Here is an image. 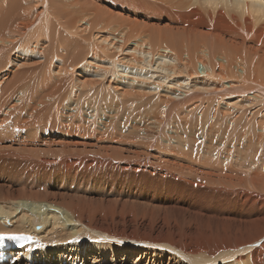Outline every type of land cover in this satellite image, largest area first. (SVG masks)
I'll return each mask as SVG.
<instances>
[{
  "label": "bare ground",
  "instance_id": "6f19581e",
  "mask_svg": "<svg viewBox=\"0 0 264 264\" xmlns=\"http://www.w3.org/2000/svg\"><path fill=\"white\" fill-rule=\"evenodd\" d=\"M254 100L264 0H0V234L35 241L17 264H264Z\"/></svg>",
  "mask_w": 264,
  "mask_h": 264
},
{
  "label": "rangeland",
  "instance_id": "374dc122",
  "mask_svg": "<svg viewBox=\"0 0 264 264\" xmlns=\"http://www.w3.org/2000/svg\"><path fill=\"white\" fill-rule=\"evenodd\" d=\"M119 40L117 39V41L116 42H118ZM114 42V41H113ZM115 42V43H116ZM120 42V41H119ZM107 44V43H106ZM112 44V41H110V45ZM121 44V43H120ZM107 45H109V44H107ZM131 49H128V50H126V51H124V50H118L117 52L118 53H120V55H121V58H119L118 60H123V62L126 64L127 62H128V60L127 59H123L124 57L125 58H129L130 56H131V52L133 51V45L131 44V47H130ZM115 52V49L114 48H110L109 49V51L107 52V53H109V54H111V53H114ZM116 53V52H115ZM117 53V54H118ZM27 59H31V58H33L31 55H26L25 56ZM91 61V60H90ZM91 65L92 66H90L89 67V71H92L95 67H99V68H108V67H110L109 68V70H112L113 69V65H108V64H103L102 62H94V61H92V63H91ZM153 69V71H155V68H152ZM120 70H122V71H126V73H127V75H128V77H130V78H133V79H138V82H140V81H142L143 79L142 78H140V77H136L135 75H133V74H131V71L128 69V68H126V69H120ZM78 74L77 75H79V74H81V75H83V73H81V72H77ZM85 73V72H84ZM88 75H93V74H90V73H85V75L84 76H88ZM110 76V75H109ZM152 78H153V81L152 82H156V81H158L157 80V78H159L158 76H156V75H154V74H151L150 75ZM155 77V78H154ZM106 79H103V81H105ZM150 81V82H151ZM196 81V79H194V82ZM212 81V80H211ZM164 82H166V81H164ZM156 83H160V81H158V82H156ZM174 83L175 84H177L176 83V81H174ZM174 83L173 82H170V83H168V84H165V83H162V86H164V87H173V85H174ZM213 86V85H212ZM212 86H211V88H210V90H214V89H222L223 87L221 86V87H219V88H215L214 86V88H212ZM201 87H204V85H201ZM235 87V88H234ZM243 87V88H242ZM174 89H176V87H173ZM232 88H233V90L236 92L237 90L238 91H240L241 93H240V96L241 97H245V98H248V99H250V100H253L255 97H262L263 95L261 94V92H257V90H255V91H253V88L251 89V88H247V86L246 87H244V86H239V85H237V84H233L232 85ZM227 89H229V87L227 86ZM236 89V90H235ZM248 89H249V91H248ZM242 91H244L243 93H242ZM255 93H253V92ZM251 92V94H248V93H250ZM243 95V96H242ZM262 95V96H261ZM205 96H208L207 94L205 95ZM251 96H253V97H251ZM230 99H234V98H230ZM255 101V102H254ZM253 101V103H251L250 105H247V106H245L246 108H244L243 110L245 111V110H250V111H252V116H253V114H256V112H260V111H263V108H264V101H258V100H254ZM222 102L225 104V100H222ZM221 102V103H222ZM253 104V105H252ZM255 112V113H254ZM263 114H264V111H263ZM262 115V114H261ZM263 116V115H262ZM54 231H56V230H54ZM51 233V232H50ZM52 233H55V232H53L52 231ZM51 233V235H53ZM57 234L55 233V236H56ZM54 236V235H53ZM41 240L39 239V242H40ZM35 243V241H34V239H32V242L30 243V245H33ZM24 249H26L25 247H24ZM60 252H62L61 250H59ZM60 252H58L57 253V255H60ZM93 253V252H92ZM63 254H64V256H63V258H61L62 260H59L58 258H55V256H53L52 257V259L51 260H48V261H51V264H78V263H83V264H93V260H90L89 258H90V256L88 255V256H86V258H85V256L83 257L82 255H78V254H76V253H70V252H64L63 251ZM110 255H112V254H110ZM109 255V256H110ZM108 256V258H106L108 261H109V263L108 264H117V263H119V264H121L122 262H120V258H121V254H118V258L115 256V258H113V256H110L109 257ZM100 257H101V255H100ZM77 258H78V260H77ZM135 260H134V259ZM136 254L133 256V257H131L130 259H129V261H126L125 263H132V262H134V261H136ZM101 259H104V258H100V259H98V260H94V264H96V262L98 263V262H100L101 261ZM115 259V260H114ZM96 261V262H95ZM115 261V262H114ZM149 261H150V259H149ZM171 261V262H170ZM175 261V262H174ZM102 263H105L106 264V262H104V261H101ZM114 262V263H113ZM124 263V262H123ZM150 263V262H149ZM148 263V264H149ZM37 264V263H36ZM38 264H48V262L46 261H43V262H38ZM98 264H100V263H98ZM162 264H182L181 262H179V261H176L175 259H172V260H170V259H165V260H163L162 261Z\"/></svg>",
  "mask_w": 264,
  "mask_h": 264
},
{
  "label": "snow or ice",
  "instance_id": "6c2138e0",
  "mask_svg": "<svg viewBox=\"0 0 264 264\" xmlns=\"http://www.w3.org/2000/svg\"><path fill=\"white\" fill-rule=\"evenodd\" d=\"M5 237L3 236V234H0V239H4ZM9 239H13V240H25V239H30V237H26V236H23V235H20V236H16V235H13L11 237H8ZM23 245H21L22 247Z\"/></svg>",
  "mask_w": 264,
  "mask_h": 264
},
{
  "label": "water",
  "instance_id": "95a60500",
  "mask_svg": "<svg viewBox=\"0 0 264 264\" xmlns=\"http://www.w3.org/2000/svg\"><path fill=\"white\" fill-rule=\"evenodd\" d=\"M40 228H42V226H41V227H40V226H38V227H37V230H40Z\"/></svg>",
  "mask_w": 264,
  "mask_h": 264
}]
</instances>
